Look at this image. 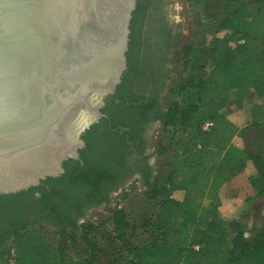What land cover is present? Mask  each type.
Instances as JSON below:
<instances>
[{
  "label": "trees",
  "instance_id": "obj_1",
  "mask_svg": "<svg viewBox=\"0 0 264 264\" xmlns=\"http://www.w3.org/2000/svg\"><path fill=\"white\" fill-rule=\"evenodd\" d=\"M212 1L229 11L212 35L181 51L188 75L172 88L180 102L174 98L168 106L162 119L167 139L157 144L158 157L167 161L143 185L156 214L145 215L137 227L121 209L111 212L115 239L126 252H115L109 264H264V230L247 239L243 223L253 201L264 206V156L248 145L249 132L264 128V105L251 107L250 125L238 114L247 96L264 99V0ZM229 104L235 111L223 113ZM237 172L253 197H224L228 177ZM69 174L66 169L64 177ZM100 180L80 176L74 182L95 186ZM1 223L0 264H79L68 254L78 239L89 252L84 264H96L100 250L90 223L59 228L55 247L29 233L26 223ZM137 228L147 234L144 243H133Z\"/></svg>",
  "mask_w": 264,
  "mask_h": 264
},
{
  "label": "water",
  "instance_id": "obj_2",
  "mask_svg": "<svg viewBox=\"0 0 264 264\" xmlns=\"http://www.w3.org/2000/svg\"><path fill=\"white\" fill-rule=\"evenodd\" d=\"M135 0H0V195L36 187L77 160L126 69ZM66 12L75 42L51 39ZM55 52V53H54Z\"/></svg>",
  "mask_w": 264,
  "mask_h": 264
},
{
  "label": "flooded vegetation",
  "instance_id": "obj_3",
  "mask_svg": "<svg viewBox=\"0 0 264 264\" xmlns=\"http://www.w3.org/2000/svg\"><path fill=\"white\" fill-rule=\"evenodd\" d=\"M171 4L172 0H135L126 69L114 94L104 99L102 117L82 134L79 158L63 162L59 177L0 195L6 196L1 224L26 223L56 233L61 227L78 228L96 209L108 208L122 185L136 180L143 186L155 179L157 153L151 150V139L162 128L174 86L170 64L176 30ZM64 164L70 172L68 178L64 177ZM80 176H100L101 180L95 186L74 182ZM262 230L264 217L253 234Z\"/></svg>",
  "mask_w": 264,
  "mask_h": 264
},
{
  "label": "rangeland",
  "instance_id": "obj_4",
  "mask_svg": "<svg viewBox=\"0 0 264 264\" xmlns=\"http://www.w3.org/2000/svg\"><path fill=\"white\" fill-rule=\"evenodd\" d=\"M251 8L252 4L244 1ZM172 15L175 30L176 41L172 45V59H171V75L173 85L185 79L188 75V70L183 65L181 58V49L187 45H199L203 39L214 33L218 19L229 11V8L223 3H215L212 0H172ZM175 98L180 102V97H170V101ZM254 104L264 105V99L257 98L254 95L247 96L243 101V110L238 113L243 125H250L252 123L250 117V109ZM235 111L232 104L225 106L222 109L223 113ZM166 141L167 136L162 128H157L151 139V150L157 152V144L161 139ZM248 145L252 151L264 156V128L258 130H251L248 136ZM156 166L159 169L162 163L167 161L166 158H160L157 155ZM237 176L242 178V182H233ZM226 196L229 198L246 199L254 196V191L249 186L242 172H237L227 180ZM145 192L144 186L136 180L121 186L120 190L112 196L111 205L108 208L96 209L90 214L86 220L89 224L96 227L94 232V241L97 244L100 253L97 255L96 264H109L114 259V253L121 251L125 254L123 245L115 239L113 225L111 222V212L115 209H121L128 216V219L137 227L142 224L143 217L149 215L153 217L156 214L157 206L152 203H147L143 197ZM248 217L243 220L245 224L244 236L250 238L253 235L255 225L259 224L261 218L264 217V206L259 200L253 201L251 209L248 212ZM27 231L33 235H38L46 243L56 246L58 237L56 232L51 229H43L38 226H30ZM147 234L141 228H137L133 237L134 244L144 243ZM68 254L74 258L79 264H84L89 258V252L85 249L83 243L78 239L70 246ZM9 258H12V251H10Z\"/></svg>",
  "mask_w": 264,
  "mask_h": 264
},
{
  "label": "bare ground",
  "instance_id": "obj_5",
  "mask_svg": "<svg viewBox=\"0 0 264 264\" xmlns=\"http://www.w3.org/2000/svg\"><path fill=\"white\" fill-rule=\"evenodd\" d=\"M66 13L67 17L64 20H55L52 23L53 27L49 28L51 39H54L57 44L61 40H69L71 42H75L78 38V20H74V13Z\"/></svg>",
  "mask_w": 264,
  "mask_h": 264
},
{
  "label": "crops",
  "instance_id": "obj_6",
  "mask_svg": "<svg viewBox=\"0 0 264 264\" xmlns=\"http://www.w3.org/2000/svg\"><path fill=\"white\" fill-rule=\"evenodd\" d=\"M243 177H245V175L243 174ZM233 182L235 183H237V182H242V178L240 177V176H237L236 178H235V180H233ZM227 183L224 185V190H223V195H224V197L225 198H229L228 196H226V190L228 189V187H227ZM251 197V196H250ZM249 198V197H248ZM232 199V198H231ZM240 199V198H239Z\"/></svg>",
  "mask_w": 264,
  "mask_h": 264
},
{
  "label": "built area",
  "instance_id": "obj_7",
  "mask_svg": "<svg viewBox=\"0 0 264 264\" xmlns=\"http://www.w3.org/2000/svg\"><path fill=\"white\" fill-rule=\"evenodd\" d=\"M207 126H208V124H205L203 128L206 129ZM194 249H195V250H198V247H194Z\"/></svg>",
  "mask_w": 264,
  "mask_h": 264
}]
</instances>
